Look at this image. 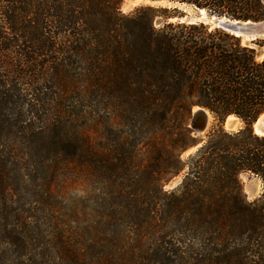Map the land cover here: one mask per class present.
I'll return each instance as SVG.
<instances>
[{"label": "trees", "instance_id": "obj_1", "mask_svg": "<svg viewBox=\"0 0 264 264\" xmlns=\"http://www.w3.org/2000/svg\"><path fill=\"white\" fill-rule=\"evenodd\" d=\"M122 1L0 0V264H264V134L251 128L264 111V36ZM168 1L264 18L262 0ZM196 107L214 119L202 136L189 126ZM97 114L103 151L91 152ZM228 115L242 125L225 129ZM75 159L103 173V234L69 231L51 207L50 182ZM242 173L261 182L252 199ZM21 182L39 192L35 220L21 214Z\"/></svg>", "mask_w": 264, "mask_h": 264}, {"label": "rangeland", "instance_id": "obj_2", "mask_svg": "<svg viewBox=\"0 0 264 264\" xmlns=\"http://www.w3.org/2000/svg\"><path fill=\"white\" fill-rule=\"evenodd\" d=\"M147 3L151 5L176 7V15L178 16L169 18V20L180 19L187 21H203L192 20L191 17L198 16L199 11L193 5L185 3L176 2L177 4H169L167 2L157 1L149 2L144 0H123L120 8L123 12H129L137 6ZM100 108L101 107L92 104L88 107V109H86L92 110L96 115L97 111L100 112ZM230 117L232 118V116ZM96 118L99 120V123L95 124L93 122H89L86 132L87 136L89 137L88 140L90 142V145H92V147L90 148L91 152L103 151V116L102 114H100ZM86 123L87 121L79 119L75 125H77L78 129L80 126H84ZM213 124L214 119L212 116V118H210V128ZM241 125L242 122L239 120L237 127H235L234 129L239 128ZM223 127L225 129H228L225 125V122H223ZM204 134H199L197 136H202ZM194 149L195 147H192L184 151L181 154L182 158H185ZM93 161L95 162L87 160V162L82 165L81 159H75L73 166H71V169L62 174L63 177L58 176L59 178L57 177L54 179L55 181L50 182L48 189L52 194L51 207H53L52 209L54 214L61 217V219L65 221L66 229H68L69 231L76 228L81 229L83 233H86L84 232V230H87V232L103 234V173L96 171L98 160L93 159ZM26 169L27 170L22 171V174L24 177H26V179H30V176H33L35 172L30 168ZM181 176L182 173L173 177L168 183L164 185V189H171L176 186L179 183ZM240 179L242 182L243 190L248 199H252L258 195L261 190V182L257 177L248 173H242L240 175ZM24 185L25 184L21 182L16 189L17 199H21L20 201L23 203L20 207V211L22 212L21 214L23 215V217H26L28 220H35V216H40L41 213V211H39V209L41 208L40 202L37 201V199L39 200V198L37 197V194L39 192H34L33 187L23 188ZM31 210L37 211L38 213H31ZM36 246L37 245L29 246V250L27 252L28 257H31L32 255H34V253H37L38 256L40 255L39 248L35 250L33 249ZM92 255H95V252L91 253V256ZM87 260H90V257H87Z\"/></svg>", "mask_w": 264, "mask_h": 264}, {"label": "water", "instance_id": "obj_3", "mask_svg": "<svg viewBox=\"0 0 264 264\" xmlns=\"http://www.w3.org/2000/svg\"><path fill=\"white\" fill-rule=\"evenodd\" d=\"M164 1H167L168 3H176L168 0ZM262 1L264 2V0ZM194 7L199 11V15L191 17L192 20H203L210 25L218 26L227 31L240 35L245 40H251L256 37L264 36V18L259 20L229 19L226 17L210 14L207 9L198 8L196 6ZM230 116L232 115L226 116L224 122L228 129H234L235 127H237L239 119L236 116H232V118H229ZM210 118H212V114L209 110L203 107L194 108L189 120V126L192 129V133L195 135L206 133L210 128ZM251 128L253 132L257 134H264V111L258 114L257 117L253 120Z\"/></svg>", "mask_w": 264, "mask_h": 264}, {"label": "bare ground", "instance_id": "obj_4", "mask_svg": "<svg viewBox=\"0 0 264 264\" xmlns=\"http://www.w3.org/2000/svg\"><path fill=\"white\" fill-rule=\"evenodd\" d=\"M144 1H147V0H144ZM150 2V1H149ZM157 2H167V1H157ZM168 3V2H167ZM169 4H174V3H169ZM229 118H231V117H229Z\"/></svg>", "mask_w": 264, "mask_h": 264}]
</instances>
